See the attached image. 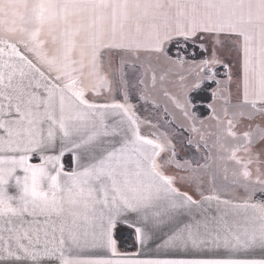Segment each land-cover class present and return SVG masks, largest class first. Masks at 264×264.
I'll list each match as a JSON object with an SVG mask.
<instances>
[{"label":"snow or ice","instance_id":"1","mask_svg":"<svg viewBox=\"0 0 264 264\" xmlns=\"http://www.w3.org/2000/svg\"><path fill=\"white\" fill-rule=\"evenodd\" d=\"M0 264H264V0H0Z\"/></svg>","mask_w":264,"mask_h":264}]
</instances>
